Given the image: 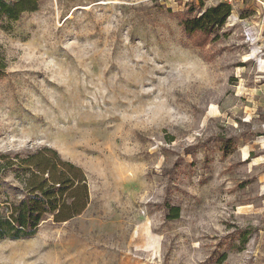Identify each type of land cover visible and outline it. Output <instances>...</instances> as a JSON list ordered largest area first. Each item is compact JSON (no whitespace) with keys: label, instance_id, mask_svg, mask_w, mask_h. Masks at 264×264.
Instances as JSON below:
<instances>
[{"label":"rangeland","instance_id":"rangeland-1","mask_svg":"<svg viewBox=\"0 0 264 264\" xmlns=\"http://www.w3.org/2000/svg\"><path fill=\"white\" fill-rule=\"evenodd\" d=\"M261 2L207 38L183 20L224 0H39L0 20V153L54 149L89 190L82 215L1 241L0 264H264Z\"/></svg>","mask_w":264,"mask_h":264},{"label":"trees","instance_id":"trees-1","mask_svg":"<svg viewBox=\"0 0 264 264\" xmlns=\"http://www.w3.org/2000/svg\"><path fill=\"white\" fill-rule=\"evenodd\" d=\"M38 8L39 0H0V20L15 21ZM231 14L232 7L221 3L198 17L184 19L183 30L190 36H214ZM7 68L0 52V78ZM88 203L84 171L63 160L56 150L43 148L25 155L0 153V242L31 239L45 218L68 222L82 215ZM172 211L168 218L177 219L179 209Z\"/></svg>","mask_w":264,"mask_h":264},{"label":"built area","instance_id":"built-area-1","mask_svg":"<svg viewBox=\"0 0 264 264\" xmlns=\"http://www.w3.org/2000/svg\"><path fill=\"white\" fill-rule=\"evenodd\" d=\"M237 0H224V2L226 4H229L231 6H233V4L236 2ZM258 2H260V0H257ZM261 4L264 6V2H261Z\"/></svg>","mask_w":264,"mask_h":264},{"label":"crops","instance_id":"crops-1","mask_svg":"<svg viewBox=\"0 0 264 264\" xmlns=\"http://www.w3.org/2000/svg\"><path fill=\"white\" fill-rule=\"evenodd\" d=\"M262 22H264V20ZM258 25L261 27V32H262L264 29V23L262 25H260V24H258Z\"/></svg>","mask_w":264,"mask_h":264},{"label":"bare ground","instance_id":"bare-ground-1","mask_svg":"<svg viewBox=\"0 0 264 264\" xmlns=\"http://www.w3.org/2000/svg\"><path fill=\"white\" fill-rule=\"evenodd\" d=\"M102 166V165H101Z\"/></svg>","mask_w":264,"mask_h":264}]
</instances>
